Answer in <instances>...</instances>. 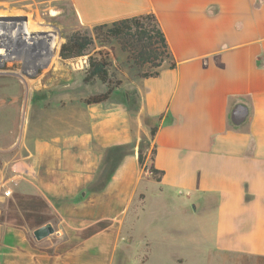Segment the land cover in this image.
<instances>
[{
    "label": "crops",
    "instance_id": "1",
    "mask_svg": "<svg viewBox=\"0 0 264 264\" xmlns=\"http://www.w3.org/2000/svg\"><path fill=\"white\" fill-rule=\"evenodd\" d=\"M68 1L83 28L153 15L168 47L158 75L141 81L137 110L154 123L150 164L162 172L159 182H152L156 193L146 199L144 211L164 210L166 201L158 200L164 191L186 195L178 201L173 235L166 232V245L161 246L178 253L177 260L160 258L159 264H264V0ZM36 88L42 89L41 84ZM59 100L41 104L45 115L29 130L28 141L34 150L55 146L62 157L67 150L58 148L57 141L87 134L90 124L84 123L81 103L75 101L76 107ZM238 105L247 114L234 125L230 116ZM34 150L2 161L6 175L15 161L35 173L32 183L18 181L13 195L22 185H35ZM4 152L1 147L3 158ZM69 152L65 156L77 154L75 149ZM64 173L75 179L72 169ZM64 231L58 229L56 236ZM11 232L2 233L0 250L12 249L7 245L16 238ZM145 237L149 246L144 264H149L153 240L148 233ZM93 240L94 234L80 245ZM111 258L103 264H110Z\"/></svg>",
    "mask_w": 264,
    "mask_h": 264
},
{
    "label": "rangeland",
    "instance_id": "2",
    "mask_svg": "<svg viewBox=\"0 0 264 264\" xmlns=\"http://www.w3.org/2000/svg\"><path fill=\"white\" fill-rule=\"evenodd\" d=\"M93 28L79 25L68 0H0V148L5 150L0 166L2 161L34 150L29 146V130L45 115L41 108L44 101L60 98L62 103L71 102L76 107L79 105L74 102H79L84 123L90 124L87 134L57 141L58 148L67 150L64 156L75 149L73 157L58 156L55 146L34 150L35 187L22 185V190L0 203V219L10 216L9 225L19 223L21 227L11 232L15 240L7 241L12 249L0 250L2 264H103L110 255V264H144L147 233L154 248L149 264H159L160 258L177 260L178 253L170 254L161 246L168 234L173 235L178 201L186 199L185 192L164 191L158 196L159 201H166L164 210L155 214V208L150 207L144 211L146 199L156 193L154 176L149 173L154 123L137 114L138 90L144 79L141 75L156 69L135 66L118 40H104ZM76 30L93 38V46L82 56L86 66L79 62L82 57L62 61L58 56L64 38ZM99 50L112 56L109 72L118 85L105 103L86 106L85 99L106 91L99 82L83 83L88 57ZM39 83L42 89L37 90ZM139 153L143 159L148 156L145 165L138 164ZM70 169L75 171L73 181L64 173ZM18 198L33 202L20 210L16 207ZM11 204L16 211L10 209ZM39 223H50L54 229V234L42 242L32 238V228ZM58 229L65 230L60 238L56 236ZM93 234L92 242L80 245ZM183 235L176 237L182 239Z\"/></svg>",
    "mask_w": 264,
    "mask_h": 264
},
{
    "label": "trees",
    "instance_id": "3",
    "mask_svg": "<svg viewBox=\"0 0 264 264\" xmlns=\"http://www.w3.org/2000/svg\"><path fill=\"white\" fill-rule=\"evenodd\" d=\"M93 32L104 40L111 38L118 40L121 44L122 51L127 52L133 64L140 68L148 65L150 68L157 69L164 59H167L169 56L164 36L153 15H143L118 20L111 24L95 26ZM100 44L103 43L100 42ZM92 46L93 38L84 31L76 30L64 38V42L59 47L58 56L62 61L73 60L87 55L88 50ZM111 63L112 56L105 50H99L88 57V66L84 71L83 83L90 84L99 82L106 86V91L88 97L83 101L85 105L91 106L105 103L117 88L118 84L112 82V76L109 72ZM169 67L173 68V64H170ZM157 75L158 73L155 71L151 74L144 73L141 77L146 79L149 77H156ZM155 131V127L150 130L151 137H153ZM137 161L139 165H143L144 159L141 153L138 154ZM149 173L151 176H154L156 182H159L162 172L156 171L150 167ZM31 202L33 201L28 198H18L16 207L20 210H24ZM34 204L37 205L39 203L34 201ZM43 205L46 206L44 203ZM10 209L14 212L15 207L11 204ZM34 217H37V215ZM10 219V216L0 219V247L2 246V233L5 230L9 228L12 230H20L18 228H21L18 227L20 226L19 223L9 225ZM42 225L44 224L39 223V225L32 229ZM85 262H87V260Z\"/></svg>",
    "mask_w": 264,
    "mask_h": 264
},
{
    "label": "built area",
    "instance_id": "4",
    "mask_svg": "<svg viewBox=\"0 0 264 264\" xmlns=\"http://www.w3.org/2000/svg\"><path fill=\"white\" fill-rule=\"evenodd\" d=\"M80 61L86 66L85 57L80 58L79 62ZM23 164L24 163L20 161L13 162L9 167V175H6V171L0 169V202L12 197L14 186L17 185L18 181L32 183L35 180V173L27 172Z\"/></svg>",
    "mask_w": 264,
    "mask_h": 264
},
{
    "label": "water",
    "instance_id": "5",
    "mask_svg": "<svg viewBox=\"0 0 264 264\" xmlns=\"http://www.w3.org/2000/svg\"><path fill=\"white\" fill-rule=\"evenodd\" d=\"M246 114H247V111L244 107L239 106V105L234 107V109L231 112V116H230L231 122L234 125L240 124L245 119ZM82 196H84V194H82ZM53 234H54V229L51 226V224H45L35 229L32 232V237L35 241L40 242Z\"/></svg>",
    "mask_w": 264,
    "mask_h": 264
},
{
    "label": "flooded vegetation",
    "instance_id": "6",
    "mask_svg": "<svg viewBox=\"0 0 264 264\" xmlns=\"http://www.w3.org/2000/svg\"><path fill=\"white\" fill-rule=\"evenodd\" d=\"M86 106H88V105H86Z\"/></svg>",
    "mask_w": 264,
    "mask_h": 264
}]
</instances>
